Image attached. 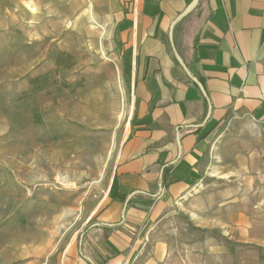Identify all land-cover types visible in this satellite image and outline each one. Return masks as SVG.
Listing matches in <instances>:
<instances>
[{"label": "rangeland", "instance_id": "rangeland-1", "mask_svg": "<svg viewBox=\"0 0 264 264\" xmlns=\"http://www.w3.org/2000/svg\"><path fill=\"white\" fill-rule=\"evenodd\" d=\"M69 2L40 0L31 10L0 0V264H65L114 185L126 111L104 130L96 125L108 122L105 112L83 102L88 72L113 60L111 27L98 5ZM49 135L91 152L77 160L72 149L73 160L46 161L33 174L37 140ZM208 141L201 179L159 212L128 264H264V124L231 117Z\"/></svg>", "mask_w": 264, "mask_h": 264}, {"label": "crops", "instance_id": "crops-1", "mask_svg": "<svg viewBox=\"0 0 264 264\" xmlns=\"http://www.w3.org/2000/svg\"><path fill=\"white\" fill-rule=\"evenodd\" d=\"M39 1L24 0L31 10ZM191 1L68 4L98 5L111 27L113 60L88 72L94 83L83 101L105 112L108 122L96 127L114 128L120 110L127 116L112 192L92 222L117 224L96 226L82 247L100 264H128L143 252L159 212L201 179L208 140L223 121L247 115L264 124V0H198L181 15ZM115 191L152 197L123 209L111 199ZM79 246L65 264H87Z\"/></svg>", "mask_w": 264, "mask_h": 264}, {"label": "bare ground", "instance_id": "bare-ground-1", "mask_svg": "<svg viewBox=\"0 0 264 264\" xmlns=\"http://www.w3.org/2000/svg\"><path fill=\"white\" fill-rule=\"evenodd\" d=\"M75 103V102H74ZM79 104V103H78ZM57 106V105H56ZM75 106V105H74ZM70 107V106H69ZM57 108V107H56ZM55 108V109H56ZM73 109V108H72ZM76 110H78V112H80L81 114L83 109L82 105L81 108L76 107ZM82 110V111H81ZM73 112V111H72ZM76 112V111H75ZM88 112V111H86ZM85 112L84 115H86L87 113ZM77 113V112H76ZM74 114V113H73ZM90 114V113H88ZM83 115V116H84ZM75 116H78V114H76ZM82 116V117H83ZM89 116V115H88ZM87 116V118H88ZM91 116V114H90ZM101 116V115H100ZM100 118V117H99ZM94 120V119H93ZM34 131V130H33ZM39 131V130H38ZM43 132V131H42ZM36 133V132H35ZM38 133V132H37ZM44 133V132H43ZM34 134V133H33ZM56 134V133H55ZM30 135V133H29ZM36 136V135H35ZM28 138V137H27ZM34 140V139H32ZM32 142V141H31ZM37 146L35 147V154L31 155L32 157V162L34 164H32L31 166V170L33 174H36L37 171L43 167V164L46 163V161H49L50 163H54L55 165H60L67 160H71L72 158H70L69 153L71 151H73L72 149L76 150L77 153L75 155V157L77 158V160L83 159L84 156H86L87 153H90L91 150L88 146L83 145V147L78 148L77 146H80V142L78 141H74V142H68L65 139H58L56 135H54L53 137L46 136L45 138H41L40 140H37ZM84 142V141H82ZM33 144V143H32ZM83 144V143H82ZM77 147V148H75ZM33 149V148H32ZM33 150V152H34ZM97 150V149H96ZM30 155V154H29ZM73 160V159H72ZM76 161V160H75ZM74 163V162H73ZM50 165V164H49ZM49 167V166H48ZM27 169V168H26ZM49 169V168H48ZM39 172V171H38ZM55 174V173H54ZM60 176V175H59ZM72 182V180H71ZM67 184V183H66ZM65 184V185H66ZM41 186V185H40ZM31 195V194H30ZM49 197V196H48ZM60 209V208H59ZM37 227V226H36Z\"/></svg>", "mask_w": 264, "mask_h": 264}, {"label": "trees", "instance_id": "trees-1", "mask_svg": "<svg viewBox=\"0 0 264 264\" xmlns=\"http://www.w3.org/2000/svg\"><path fill=\"white\" fill-rule=\"evenodd\" d=\"M136 197H142V198H146V197H152L151 195H145V194H140V193H133V194H126V193H122V192H119V191H115L113 194H112V197L111 199L112 200H118L120 202H122L123 204H125V209L129 206L130 202L135 199ZM117 223H110V224H106V223H100V224H92V225H89L87 230L88 229H91L92 227H96V226H101V225H116ZM86 229L81 232L79 234V236L81 237V244L79 246V255L82 259L86 260V262L88 264H96V262L94 260H91L89 257H87L83 250H82V247H83V244H84V241L86 239V235L88 233Z\"/></svg>", "mask_w": 264, "mask_h": 264}, {"label": "water", "instance_id": "water-1", "mask_svg": "<svg viewBox=\"0 0 264 264\" xmlns=\"http://www.w3.org/2000/svg\"><path fill=\"white\" fill-rule=\"evenodd\" d=\"M198 0H192L190 4L185 8V10L182 12L181 15L187 14L190 10L193 9V7L197 4ZM172 34V28H170V37ZM81 244V241H79V245Z\"/></svg>", "mask_w": 264, "mask_h": 264}, {"label": "built area", "instance_id": "built-area-1", "mask_svg": "<svg viewBox=\"0 0 264 264\" xmlns=\"http://www.w3.org/2000/svg\"><path fill=\"white\" fill-rule=\"evenodd\" d=\"M134 2H136V0H134Z\"/></svg>", "mask_w": 264, "mask_h": 264}]
</instances>
